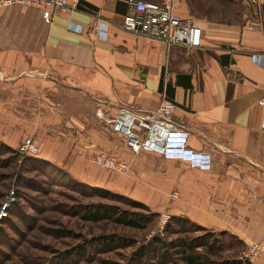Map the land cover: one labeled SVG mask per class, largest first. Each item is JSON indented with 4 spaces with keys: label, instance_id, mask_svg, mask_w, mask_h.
<instances>
[{
    "label": "crops",
    "instance_id": "crops-1",
    "mask_svg": "<svg viewBox=\"0 0 264 264\" xmlns=\"http://www.w3.org/2000/svg\"><path fill=\"white\" fill-rule=\"evenodd\" d=\"M195 6L193 0H175L176 11L201 28L202 45L169 49L122 29L127 0H82L78 9L50 24L37 8H0V87H15L19 103L31 105L35 114L19 121L37 123L32 133L39 143L45 136L60 140L40 133L49 123L68 128L82 123L94 138V123H104L108 131L107 121L122 106L153 112L164 98L172 100L183 137L182 149L159 156L158 187L167 212L217 231L241 220L252 225L256 210L264 208V68L259 63L264 26L244 18L218 22ZM98 22L106 31L95 27ZM72 95L78 96L79 108H72ZM92 103L104 122L89 114ZM63 139L79 146L47 149L48 158L78 177L81 152L92 144ZM124 148L118 147L117 155L130 161L126 175L133 172L129 182L144 195L154 185L149 177L155 159L145 153L131 157ZM173 192L178 197L171 201ZM259 221L241 234L257 240L264 215ZM263 256L254 264H264Z\"/></svg>",
    "mask_w": 264,
    "mask_h": 264
},
{
    "label": "rangeland",
    "instance_id": "rangeland-1",
    "mask_svg": "<svg viewBox=\"0 0 264 264\" xmlns=\"http://www.w3.org/2000/svg\"><path fill=\"white\" fill-rule=\"evenodd\" d=\"M193 2L200 12L208 11L212 20L229 22L246 19L264 26V0ZM71 98L74 105L72 108H79L78 96L72 95ZM92 104L89 114L104 122L103 117L96 115V105ZM30 108L31 105L22 106L19 103L15 87H0V264H155L158 262V255L151 252L140 261L132 256L136 248L154 238L163 239L167 243L178 239L188 242L200 239L199 242L207 243V247L198 249L205 262H208L206 264H225L240 260L246 243L253 241L241 232L259 225V215H264V208L256 210L252 225L241 220V224L234 223L232 228L222 226L218 231L206 224L194 223L201 229H189L187 224L172 221L162 202L164 194L159 192L158 187L161 155L145 153L151 154L148 156H153L155 160L151 163L149 177L154 185L146 187L144 195L135 191V187L129 182V176H133V172L131 175L112 174L95 165L91 161L93 155L104 153L120 158L117 148L125 147L123 138L110 131L109 120L112 117L107 121L108 131L101 121L98 122L100 126L94 123L98 128L95 129L97 135L94 138L84 133L82 123L75 128L66 127L67 123H49V127H45L40 133L61 138L52 140L54 137L45 136L39 143L37 135L32 133V128L37 127V123L19 121L21 115L30 118L35 114ZM27 137L38 146L36 155L19 150L22 139ZM64 137L72 138V143L83 138V142L92 144L86 145L81 152L85 165L82 164L83 170L78 177L71 176L48 158L50 156L47 149L52 152L56 146L66 151L69 147L79 146L64 144ZM129 153L131 157L137 156ZM120 159L131 166L130 161ZM86 185L96 188V191H90ZM103 191L109 192L110 196ZM125 198L146 209L129 204ZM98 203L117 207L122 211L140 212L149 220L143 229L124 227L112 221H85L82 218L84 206ZM163 214H167L169 220L161 228ZM179 228L188 229L189 233L176 234ZM209 233L213 235H208ZM203 237L206 238L201 240ZM107 238L116 245L103 246ZM126 242H132V245L120 247ZM172 253V250L168 251L169 255Z\"/></svg>",
    "mask_w": 264,
    "mask_h": 264
},
{
    "label": "built area",
    "instance_id": "built-area-1",
    "mask_svg": "<svg viewBox=\"0 0 264 264\" xmlns=\"http://www.w3.org/2000/svg\"><path fill=\"white\" fill-rule=\"evenodd\" d=\"M82 0H0V8L13 5L33 7L41 11L45 23L50 24L53 18L79 8ZM254 2V1H253ZM128 12L123 16L122 29L147 38L157 39L169 49L173 45H184L189 48L202 45V31L191 16H181L175 9V0H127ZM255 26L256 24L253 23ZM106 31L102 23L95 26ZM259 63L264 68V55L259 56ZM176 105L164 98L153 112H139L122 106L109 120L110 131L124 140L125 147L133 154L153 153L167 155L181 148V123L174 118ZM100 110V109H99ZM101 113V112H100ZM19 150L29 155L38 153V146L27 137L22 139ZM91 161L98 167L112 174L128 173L130 165L123 159L97 153ZM173 193L170 200L177 199ZM264 200V196H263ZM161 228L169 220L167 214L161 215ZM264 254V231L257 240L246 243V249L240 260L254 264Z\"/></svg>",
    "mask_w": 264,
    "mask_h": 264
},
{
    "label": "trees",
    "instance_id": "trees-1",
    "mask_svg": "<svg viewBox=\"0 0 264 264\" xmlns=\"http://www.w3.org/2000/svg\"><path fill=\"white\" fill-rule=\"evenodd\" d=\"M87 186V185H86ZM90 191H96V188L87 186ZM104 192V191H103ZM105 195L110 196L109 192H104ZM125 200L137 207L144 206L126 199ZM146 209V208H145ZM156 215V214H152ZM82 218L87 222H101V221H112L115 224L122 225L124 227L134 228V229H143L149 218L140 212H128L122 211L117 207L109 206L106 204H89L84 206L82 212ZM172 221H176L178 223L187 224L189 229H201V227L197 226L194 223H191L185 218L180 217H170ZM167 226L166 229H168ZM176 234L189 233L188 229L179 228L175 232ZM208 235H213L212 233ZM206 237H203L201 240H204ZM200 239L191 240L190 242L186 240H175L173 242H165L163 239L154 238L150 242H147L140 247L136 248L132 253V256L135 260L140 261L146 254L151 252L153 255H158V262L155 264H206L204 258L201 256V253L198 252V249H202L203 247H207L206 242L200 241ZM197 241V243H196ZM111 245H116L110 242V239L107 238L106 242H103V246L110 247ZM132 245V242L122 243L120 247H129ZM172 250L173 253L171 255L168 254V251ZM225 264H250L243 262L242 260H233L225 262Z\"/></svg>",
    "mask_w": 264,
    "mask_h": 264
}]
</instances>
